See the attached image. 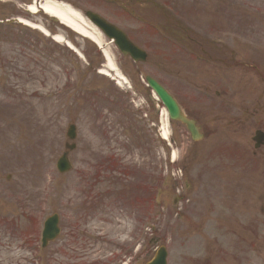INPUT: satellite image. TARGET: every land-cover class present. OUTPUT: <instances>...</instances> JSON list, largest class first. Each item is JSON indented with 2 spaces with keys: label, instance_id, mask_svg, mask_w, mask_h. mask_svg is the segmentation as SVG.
<instances>
[{
  "label": "rangeland",
  "instance_id": "rangeland-1",
  "mask_svg": "<svg viewBox=\"0 0 264 264\" xmlns=\"http://www.w3.org/2000/svg\"><path fill=\"white\" fill-rule=\"evenodd\" d=\"M166 1L176 11L161 7V0L133 2L136 16L132 18L127 13L131 0H113L110 5L97 0H0V20L9 21L0 26V264H44L46 253L40 248L42 219L55 211L60 213L64 227L58 248L65 241L62 237H85L84 232L106 237L92 246L81 240L75 248L78 255L69 264L89 260V264H95L109 256L114 244L129 243L139 226L132 220L136 208H125V217H121L115 206L100 203L98 207L106 212L105 220L97 206H90L89 211L81 209L92 202L89 187L95 171L104 170L111 176L116 175L115 169L123 168L145 174L148 180L153 177V181L161 169L162 205L154 207L152 192L148 193V259L160 245H165L168 264H178L182 258L188 264L189 259L214 251L210 247L203 253L197 241L204 237L228 251L227 259H216L219 264H264V164L259 162L264 160L262 155L252 153L255 130L264 127V0ZM57 2H66L81 11L93 10L116 21L146 48L148 61L134 63L103 37L101 46L124 78L119 87L114 72L109 77L99 73L105 66L100 47L40 11V5ZM31 4L36 13L28 11ZM220 9L222 12L217 13ZM19 19L40 25L51 36L16 22ZM167 23L175 24V28L189 27L188 31L197 32V39L188 40V34H184L185 39L176 40L165 31L168 37L161 36L159 25ZM223 36L228 41L224 55L232 64L222 66L198 59L193 50L185 49L201 38L226 41ZM177 41L184 43L182 49L181 44H174ZM86 55L96 69L89 66ZM194 74L199 79L188 80ZM146 75L162 82L192 111L205 128L204 141L194 144L185 127L169 120L162 108L159 126L162 133L167 131L168 140L163 143L162 153L152 145L134 114L135 105L129 104V96L137 94L143 96L137 102L144 100L148 106L158 103L148 93ZM78 80L81 87L76 89ZM68 86L70 90L64 93ZM192 90L212 95L210 102L201 104L205 111H193L195 106L189 97ZM216 90L222 91L221 97L214 96ZM111 96L120 106L131 105V114L127 121L125 115H117L124 124L111 129L108 139L101 141L93 121L107 116L108 124L113 125L114 116L107 114ZM70 122L79 127L80 141L70 152L72 170L61 174L56 162L65 151ZM234 139L235 143L231 141ZM237 141L242 149L239 154L235 152L240 148L234 145L226 156L212 150ZM230 146L227 144V148ZM220 164L227 166L224 187L223 181L220 184L213 175ZM182 168L186 170L184 177ZM193 179L198 181V189L187 191L185 182ZM244 182L254 187L253 195L241 190ZM150 186L148 183L147 190ZM135 191L131 189L133 194ZM250 204L253 208L249 211L246 205ZM256 241L259 248L255 252ZM63 255L59 251L57 260L66 262Z\"/></svg>",
  "mask_w": 264,
  "mask_h": 264
},
{
  "label": "water",
  "instance_id": "water-1",
  "mask_svg": "<svg viewBox=\"0 0 264 264\" xmlns=\"http://www.w3.org/2000/svg\"><path fill=\"white\" fill-rule=\"evenodd\" d=\"M86 14L94 24H96L100 29L103 30V32L105 34H107L110 38H113L116 41L117 45L121 48L123 53L131 55L135 61H144L146 59V54L140 48H138L136 45L131 43L128 40L125 33H123L121 30L116 28L114 25H111L110 23L105 21L103 18H101L99 15H97L93 12L89 11ZM147 80H148L149 84L157 92V94L160 96V98L164 101L165 105L167 106V108L170 112V116L173 119H177V120H180L183 123H185L187 125L188 129L191 131L194 138H197L198 137V134H197L198 130H197L194 122L191 120H188L187 118H185L182 115V113H181L177 103L175 102V100L165 91V89L161 85H159L156 81H154L151 78H148ZM58 167H59L60 171H62V172L70 169L71 165L67 159L66 154L59 160ZM56 230L57 229H55V231H53L51 233L48 232L47 235L54 238L58 232ZM165 257H166L165 249L161 248L160 251L158 252L156 258L152 262H150L149 264H166Z\"/></svg>",
  "mask_w": 264,
  "mask_h": 264
},
{
  "label": "bare ground",
  "instance_id": "bare-ground-1",
  "mask_svg": "<svg viewBox=\"0 0 264 264\" xmlns=\"http://www.w3.org/2000/svg\"><path fill=\"white\" fill-rule=\"evenodd\" d=\"M42 9L45 13L49 15H56L59 17L63 23L68 25L70 29H72L74 32L79 33L90 40L97 43L99 46L102 45V35L100 31L92 25L89 21L81 17L78 13L73 11L69 6L67 5H58V4H43ZM31 11H35L34 5L30 7ZM25 24L30 25L32 27H35L37 29H40L45 34H48V31H46L44 28H42L40 25L32 24L29 21H24ZM73 47V46H71ZM104 55L106 57L107 63L106 68L108 71H114L116 72V77L119 78V84H122V79L119 76L117 72V68L115 67L112 58L107 50H104ZM103 73L109 74L106 70H103ZM164 137L167 138L168 134L167 131H164Z\"/></svg>",
  "mask_w": 264,
  "mask_h": 264
},
{
  "label": "flooded vegetation",
  "instance_id": "flooded-vegetation-1",
  "mask_svg": "<svg viewBox=\"0 0 264 264\" xmlns=\"http://www.w3.org/2000/svg\"><path fill=\"white\" fill-rule=\"evenodd\" d=\"M100 203H95V205L98 208V213L101 217H104L106 215L105 211H102L98 206ZM113 213H115V211H113ZM118 215L121 217H125V211L119 210L118 209ZM118 220H121L120 218H118ZM142 220V219H141ZM144 220V219H143ZM69 236V235H68ZM72 239L73 237H65V241L63 243V248L68 252L67 257L71 259L72 262L75 261L76 256L78 255L75 252V248L77 247V245H74L72 243ZM95 244V239H88L85 243L86 246L90 245H94ZM116 250L118 251V254H114L113 252ZM54 249H52L51 253H50V257H51V262L52 263H56L54 261ZM113 252H112V260L110 261V264H130V255H131V251L127 248H123L122 246H113Z\"/></svg>",
  "mask_w": 264,
  "mask_h": 264
}]
</instances>
